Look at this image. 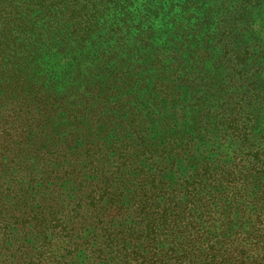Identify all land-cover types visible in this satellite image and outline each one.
I'll list each match as a JSON object with an SVG mask.
<instances>
[{
    "label": "rangeland",
    "instance_id": "1",
    "mask_svg": "<svg viewBox=\"0 0 264 264\" xmlns=\"http://www.w3.org/2000/svg\"><path fill=\"white\" fill-rule=\"evenodd\" d=\"M118 5L119 9L113 7L99 20L97 34L85 44V51L97 53L96 61L86 58L82 64L86 71H94V79L100 84L95 93L91 92L92 106L83 114L69 113L83 104L81 100L88 95L81 87L68 100L71 105L67 110L51 119V135L36 140L30 166L23 171L14 170L1 183L0 198H5L10 207L4 220L0 219V234L7 229V234H15L14 228L27 225L19 241L22 248L3 251L1 264H16L38 249L40 237L33 227L34 219L47 215L53 203L55 209L63 204V214L69 213L97 180L85 172V165L93 160L94 145L107 149L113 160L115 141L131 137L132 133L126 130L134 125L146 142H194L199 155L194 164L215 163L214 166L236 173L240 180L234 187L222 181L216 189L210 187L212 183L199 188L213 204L210 212L202 208L190 210L197 223L194 236L201 235L224 251L234 243L236 235L254 239L255 251L246 257L245 264H252L254 259H258L256 264H264V178L254 176V170L264 162V0H119ZM226 50L243 57L234 78L225 67ZM68 51L53 54L51 64L38 75L48 70L56 83L54 92L59 95L74 84L75 70L70 66L72 55ZM109 56L113 58L106 63ZM155 84L159 95L151 96L150 102L156 104L152 108L148 96ZM235 106L239 113L237 131L230 124ZM94 113L104 124L94 122ZM116 116L117 122L109 130L107 119ZM238 138L245 141H237ZM256 153L260 155L258 164L248 156ZM194 160L189 152H184L179 160H170L164 189L154 200L169 216L188 202L185 187L192 193V179L197 181ZM151 164L152 161L144 165L145 171ZM127 177V184L111 191L112 195L125 197L114 219L119 221L121 230L144 227L149 218H136L132 212L133 191L140 189V182L134 175ZM103 185L101 176L97 188L102 189ZM58 192L64 194L65 200L56 198ZM233 193L237 202L229 203ZM56 213L61 219L62 213ZM112 230L104 223L90 225L84 234L88 246L78 242L80 247L73 251L70 264L123 263V257L117 259L113 255L93 261L98 235L101 239ZM176 231V224L165 227L157 223V253L164 251ZM182 243V237L175 241ZM185 244L187 253L194 254L193 259L203 264L204 249ZM133 246L128 242L123 254L130 253Z\"/></svg>",
    "mask_w": 264,
    "mask_h": 264
},
{
    "label": "trees",
    "instance_id": "2",
    "mask_svg": "<svg viewBox=\"0 0 264 264\" xmlns=\"http://www.w3.org/2000/svg\"><path fill=\"white\" fill-rule=\"evenodd\" d=\"M118 2L119 0H0V187L4 179L13 175L14 170L23 171L30 166L29 158L37 148L36 140L38 137L43 139L51 135L49 133L51 119L59 111L67 110L66 108L71 105L68 100L81 87L85 88L84 92L88 95L81 100L83 104L70 109L69 113L83 114L86 108L90 109L92 106L91 92L95 93L100 84L94 79V71H86L82 64L86 58L96 61L97 53L85 51V44L97 34L99 20L107 16L113 7L119 9L121 4L118 5ZM120 15L121 11L118 16ZM239 34L240 32L236 33ZM56 46L60 48L56 49ZM67 50L72 55L69 63L75 70L74 84L67 86L59 95L54 92L56 83L50 78L48 70L38 75L51 64L53 54H64ZM225 54L227 55L225 67L229 68L230 76L234 78L243 57L241 53L234 56L229 50H226ZM112 58L109 56L105 62L109 63ZM154 71H157V68ZM128 85L130 86L129 82ZM138 88L142 90L141 85ZM155 89L156 84L153 89L150 88L148 96V105L152 108H155L156 104L155 101L150 102L151 96L159 95ZM233 98L237 96L233 95ZM72 103L75 105L74 101ZM238 114L235 106L230 119L231 129L234 131L239 128ZM117 117L107 119L109 130L117 122ZM94 122L104 124L101 118L97 119L95 113ZM126 131L132 133V136L120 142L115 141L116 157L113 160L109 158L107 149L99 144L94 145L93 160L85 165V172H90L94 179H97L88 187L90 193L75 203L66 215L63 214V204L59 209H55L56 203H53L47 215L36 217L32 224L38 229L40 245L27 259L18 260L16 264H70L73 251L80 247L81 243L78 242L87 246L89 244L84 240L87 228L100 223H104L106 228L112 227L113 230L108 231L101 239L98 235L95 245L96 256L93 260L95 262L103 261L109 255L112 258L113 255L117 259L123 257L124 261L121 264H167L166 261H170L171 264H184L186 261H189V264H198L193 259L195 255L187 253L185 244L187 243L194 245L198 250L204 249L203 264H245L246 257L255 251L254 239L236 235L234 243L224 251L216 243H208L201 235L194 236L197 223L193 217L191 218L190 213V210L200 208L204 212L212 210L211 198L203 196L199 188L212 183L210 187L216 189L222 181L234 187L240 180L236 173L222 169L219 165L214 166L215 163L194 164L199 156L194 142L188 141L183 144L181 139H175V143L163 145L158 142H146L135 125ZM241 140L245 141L244 138L237 139ZM184 152L192 153V159H195L192 163L197 167L195 176L197 181L192 179V193L185 187L189 197L185 208L169 216L160 210L154 200L164 189L170 160L172 158L179 160ZM248 156L256 164L260 162L259 153ZM150 161L151 168L145 171L144 165ZM262 164L259 169L254 170V176L264 178V162ZM128 175H134L140 182V189L133 191L135 197L131 202L132 212L136 218L147 215L149 218L144 227L121 230L119 221L114 219L118 215H116L118 209L123 206L122 200L125 197L119 193L112 195L111 191L124 183L127 184ZM101 176H104V185L102 189H98ZM13 178L14 176L12 182ZM5 190L8 188L3 189V192ZM234 195L233 193L229 203L237 202ZM56 198L65 200L61 192L56 194ZM102 203L105 205L102 206ZM0 206V219L3 221L10 203L6 202L5 198H0ZM56 210L62 213L61 219H58ZM182 217L186 219L182 220ZM215 220L219 222V218L213 217V221ZM157 223L165 227L177 225L175 235L161 253L156 252ZM26 226L22 224L20 228H14L15 234H7L8 229L0 234V257L3 251L22 248L23 245L19 241ZM179 237H182L185 243L175 244ZM128 242L134 246L130 253L123 254ZM142 247H145L143 251ZM189 256L192 259H188L191 258ZM257 261L258 259H254L252 264H256ZM87 264L93 263L88 261Z\"/></svg>",
    "mask_w": 264,
    "mask_h": 264
}]
</instances>
